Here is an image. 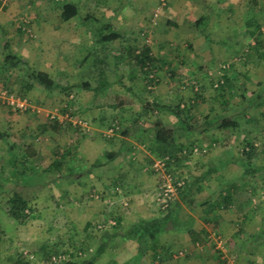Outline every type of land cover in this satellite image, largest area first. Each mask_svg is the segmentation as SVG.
Returning <instances> with one entry per match:
<instances>
[{"label": "rangeland", "instance_id": "374dc122", "mask_svg": "<svg viewBox=\"0 0 264 264\" xmlns=\"http://www.w3.org/2000/svg\"><path fill=\"white\" fill-rule=\"evenodd\" d=\"M64 1L0 0V64L4 55L2 45L7 40L9 50L21 55L33 70L49 71L50 75L62 84L75 85L87 81L94 86L95 81L90 78L88 72L92 54L88 60L81 61L87 52L96 51L91 44L94 41L92 30H90L93 20L90 19L85 23H80L79 17L64 20L60 14L61 9L57 6ZM73 1L79 4L82 15L88 13L101 21L109 20L123 35L122 39L112 42L109 46L107 75L109 80L113 81L111 90L113 101L117 102L119 98H122L125 99V104L121 109L102 107L84 110V107L93 101V92L74 88L69 97L71 102L68 103V109L72 112L70 116L67 112H62L65 106L62 94L56 92L48 94L38 86L25 95L27 108L24 110H17L3 101V105L16 114L12 130L9 131L8 143L13 144L14 148L31 146L34 152L31 160L38 166L35 167L37 172L50 162V150L56 145L71 148L73 155L68 163L63 165L61 175L57 172L47 174L45 179L47 184L39 182L34 186H25L16 181L0 186V264H15L14 259H18L19 254L23 255L27 264H46L42 256V247L55 249L66 256L65 252L75 253L79 249H86L87 246L90 247L87 249L89 252L97 243L100 233L97 225L103 224L104 205L117 202L119 207H129L124 203L126 199L116 200V196H112L113 191H117L116 188H110L109 191L104 189V182L108 183V176L104 177V169L109 168L104 167V140L121 134L126 125L131 124V127H137L130 121L142 111L138 98L141 89L140 81H130L128 79L129 65L122 61L115 62L113 59V55L127 45H134L137 48L148 45L154 56L165 58L170 62L175 72L174 77L168 75V67H163L158 72L159 84L155 90L157 95H161L162 101L176 102L180 93L187 99L192 97L198 85H203L204 101L196 105V110L209 115L212 119L220 113V110L214 90L205 74L217 79L220 73L219 68L226 67L230 62L233 63L237 78L234 80V85L238 87L242 81L245 87L238 89L237 94L231 98L228 113L235 119L240 118L237 120L241 125H238L239 128L235 130L237 133L234 139L230 140V137L227 140L229 136L222 135V142L225 139L227 143L224 145H231V149H235L234 154L241 155L245 134L242 131L246 130L248 139H253L257 143L258 153L253 162L264 166V119L255 114L253 104L249 105L246 100V97L256 96V93L264 96V62L257 57L252 48L247 47L254 41L253 39L244 41L242 24L243 18L251 13L261 23L264 37V0ZM200 16L207 19L204 24L205 33L210 37L211 42H207L200 29L194 25L195 20ZM243 72L254 82L246 80L242 74H239ZM187 77L191 79L192 90L191 86L186 87L183 84ZM24 79L21 70L0 69V98L4 100L1 94L3 92L15 98L20 97V85ZM117 81L131 87L132 91L124 90ZM255 81H259L260 85ZM142 98L150 100L151 95L143 94ZM98 99V102L104 101V96L102 98L100 95ZM241 107L244 109L242 110ZM120 114L124 117L122 120L117 119ZM244 114L248 117L253 115L258 122H250L246 125L243 123ZM52 116H56L59 120L66 119L72 126L59 133L50 129L41 131L37 126L47 122ZM146 117L142 115L140 120ZM79 120L82 124H78ZM162 120L168 128L173 127V118L170 120L162 117ZM117 122L119 125H116ZM110 123L118 128L112 136L106 137L104 131ZM213 131L211 130L210 133L212 134ZM177 136L181 141L189 142L186 138L184 139L182 131L177 132ZM1 145L0 169L4 167L6 159L4 146ZM213 153L204 155L197 151L188 156L189 164L179 165L176 169L181 172L179 177L195 176L205 167L216 163L218 160ZM156 158H151V161ZM94 159H99L100 164L94 165ZM142 159L145 158L142 156ZM142 164L145 171L152 174L154 190H151L149 194L156 210H152L150 206L151 212L148 213L154 215L158 213L157 210L159 211L155 199L159 185L158 178L152 167L153 162L143 161ZM68 167L73 170V175L69 177L65 176L69 171ZM172 171L176 174L174 170H171V173ZM75 174L79 176L76 177ZM212 176L214 174L210 175V181L208 178L200 183L201 190L195 195L191 207L185 205L184 208H179L181 221L185 222L188 215H191L190 212L194 214L200 202H203L206 195L215 189L216 184L211 180ZM254 176L263 182L264 171L260 169ZM21 179L27 178L21 176ZM251 187H253V193L248 190L252 196H247L245 210L254 212L252 226L247 230L242 229L243 231L239 234L240 236L243 234V240L246 239L244 247L247 253L243 255L234 249V244L239 239L235 236V231L233 233L229 229L223 231L212 223L205 224L207 241L198 246L194 245V250H190L191 253L204 255L205 252L202 253V251L207 250L206 252H210L215 261L231 260V264L264 263V184L254 183ZM13 191L21 193L33 209V217L25 224L15 223L4 212L6 199ZM231 215L236 216L233 213ZM86 222H90L91 226L85 228ZM200 224L197 220L194 224L195 228L199 229ZM238 224L236 219L231 227L236 229ZM250 233L258 237L253 238L249 236ZM161 237L162 239L170 238L167 233H162ZM177 237L179 243L186 234L179 232ZM218 242L219 246H217ZM125 247V242L113 246L112 250L103 253L96 264H105L115 257L117 264H126L131 259V255L127 253ZM187 251L189 248H184V245L180 249L174 248V255L171 258L180 262V258H184ZM138 262L149 264L148 260L142 257L138 258ZM168 263L170 264L171 260Z\"/></svg>", "mask_w": 264, "mask_h": 264}, {"label": "trees", "instance_id": "16d2710c", "mask_svg": "<svg viewBox=\"0 0 264 264\" xmlns=\"http://www.w3.org/2000/svg\"><path fill=\"white\" fill-rule=\"evenodd\" d=\"M57 6L61 9L60 14L64 20H69L75 17H79L78 19L80 23L88 22L90 19L93 20L90 30H92L94 41L91 44H93V49L96 51L93 53L92 51L87 52L81 61L84 62L88 60L92 54V61L88 67V72L90 78H93L95 81V85L91 86L87 81L75 85L62 84L44 70H33L27 62L24 61L21 55L9 50V43L7 40H5L2 45L4 55L2 63L0 64V69L2 70L4 68L22 71L25 79L21 81L20 98H24L25 95L35 86H38L42 91L48 94L54 92L62 94L65 103L62 112H67L70 116H72V112L68 109V103L71 102L69 97L73 93L74 88L91 90L93 92V101L90 105L84 107V110H89L91 108L101 109L102 107L121 109L125 104V99L119 98L117 102L113 101V92L111 91L113 81H110L108 78L107 67L110 58L109 46L112 42L122 39L123 35L114 28L109 20L101 21L88 13L82 15L79 4L76 1L65 0ZM206 20L207 19L204 16H200L195 20L194 25L200 29L205 40L211 42L210 37L205 33L204 24L206 23ZM242 24L244 27V41H247L248 39H253L254 41V43L247 47L252 48L257 54V57L264 62V37L262 35L263 31L261 23H259L254 15L250 13L249 16L243 18ZM113 59L115 62L122 61L127 63L129 65L128 79L133 82L139 80L141 83L138 98L142 106V111L141 114L138 113L137 117L131 120V122L144 129L148 127L152 129L154 139L152 151L155 157L161 158L165 162L166 168L169 172H171V170L175 171L177 165L194 152L198 151L199 154L204 155H207L210 152L213 146L212 144H215L217 139L210 133L207 134L208 130L212 128L217 130H229L236 127L237 121L229 115L228 111L231 106V98L237 94L238 89H243L244 83L240 82L238 87L234 85V80L237 78L233 72V63L230 62L226 67H220V73L217 79L205 74V77L209 79V84L214 90V96L217 99L220 110V113L212 119L209 115L196 110V105L199 102L204 101L202 93L203 85H198L193 91L192 97L187 99L181 96L180 93L176 102L159 101L155 97L151 100H144L142 98L143 94L153 95L155 86L159 84L158 72H160L163 67H168V75L170 77L175 76V72L172 70L170 62L165 58L154 56L150 46L142 45L140 48H137L134 45H127L114 54ZM243 76L248 78L246 74H243ZM185 79L186 80L183 84L186 87L191 86L192 90L193 86L191 85L190 77ZM117 82L120 83L124 90L128 92L132 91L131 87L125 86L120 81ZM100 95H102V98L104 96V101L98 102L97 100H99L98 98ZM260 99L261 94H258L256 101ZM247 102H250V105L252 104L250 100H247ZM160 111L167 112L174 117L175 121L172 128L166 127L158 118L152 119L151 115H155L156 112ZM254 112L256 115L264 119V100L262 102L258 101L255 104ZM142 115H146L147 117L141 121L140 117ZM250 120L258 122L256 117H252ZM112 124L113 123H110L108 127L112 126ZM116 125H119V122H117ZM70 126H72L70 121L66 119L59 120L57 117H53L48 119L47 122L39 125L38 128L41 131L50 129L53 132L58 133ZM117 128H115V130ZM179 131L183 132V135L189 140L188 143L179 139V136H177V132ZM123 132L126 134L128 131L125 129ZM197 134L202 135V137L198 139ZM7 138V133L0 132V140L6 143L7 146L9 161L13 169L12 177L18 179L20 177V180H22V184L24 185L34 186L39 182L47 184L45 180L47 174L49 172H57L61 175L63 165L67 164L69 158L73 155L71 148H63L62 146L56 145L50 150V162L37 172L33 161L31 160L34 155L31 146L14 148L13 144L11 145L8 143ZM242 141L244 144L240 151L241 157L239 159H233V162H236L242 168L240 180L225 183L220 194L215 197L212 194L208 199L203 200V202H200L197 206L203 211L207 209L204 220L212 223L213 226L217 225V221L219 220L220 215L218 210L228 209L232 203L233 192H236L239 189L243 179L253 177L260 169L264 171L263 165H258L253 162V159L258 153V148L254 144V140L244 137ZM107 156L110 158L111 154ZM99 162V159H96L93 164L98 165L100 164ZM221 162L220 165H209L203 172L196 176H190L189 178L185 176L184 182L181 185H177L176 197L170 201L164 209L159 208L156 215L149 218H138L125 228H122L120 217L116 216L110 218V220L114 221L113 224L108 228H98L100 233L93 250L88 252L87 249H90V247L87 246L86 249H79L75 253L65 252L67 257L64 260L51 262L52 256H58L61 253H58L52 248L44 249V247H42L43 259L46 264H96V261L110 247L112 241L116 237H120L125 242L127 253L131 255V259H129L126 264H139L138 258L140 257L147 259L149 264H162L165 260L174 255L173 246H176L179 232L187 234L194 245L203 244V242L208 239L207 231L204 228L201 230H195L191 226L190 221H181L178 210L181 203L191 207L194 203L195 195L201 190L200 183L207 177H210L213 171H216L217 168H221L223 164L226 163L224 160ZM68 168L69 171L65 175H68L67 177L73 175L71 167ZM28 172L29 175H27ZM175 173L176 174L172 171V175L179 179L181 172L176 170ZM21 176H25L27 179L23 180L21 179ZM74 176L78 177L79 175L75 174ZM35 177L39 180H36ZM117 182L114 183L115 186L117 185ZM3 184L4 183L0 182V186ZM251 189L253 191V187ZM4 212L8 218L17 224H25L33 217V209L30 207L28 200L17 191L11 192L6 199ZM107 220H104L103 224H106ZM90 226V222L85 224V228ZM162 233L169 234L173 244L168 245L162 243L160 240ZM256 236L258 237V235H252L253 238ZM241 248L244 250V246ZM22 256L23 255L19 254V258L14 259V263L27 264V261H25ZM187 257L188 255H185V258ZM218 258L220 259V257ZM220 262L226 264L225 259H220ZM107 264H117V262L115 259H112ZM262 264L264 263L262 262Z\"/></svg>", "mask_w": 264, "mask_h": 264}, {"label": "crops", "instance_id": "0c3cea01", "mask_svg": "<svg viewBox=\"0 0 264 264\" xmlns=\"http://www.w3.org/2000/svg\"><path fill=\"white\" fill-rule=\"evenodd\" d=\"M165 67L167 68V66H165ZM233 70H234L233 72L235 75L236 70L234 69V66H233ZM46 72L49 73V71H46ZM239 74H242V76H243V74H246V73L243 72V73H239ZM246 76L248 78H245L243 76L246 80L254 82V80L250 79L247 74H246ZM240 82H242V81H240ZM255 83L260 85L259 81H255ZM244 87H245V85H244ZM258 94H260V93H256V96H253V97H250V96L246 97V100L251 101V103L253 104V107L255 106V104L258 101L262 102L264 100V96L261 95V99L258 101H255V100H257ZM182 95H183V93H182ZM153 97H155L159 101H162L161 95H157V92L155 89H154L153 95H151V99ZM248 104L250 105V102ZM104 108L106 109L108 107H104ZM241 109L243 110L244 108L241 107ZM252 116L248 117V116H245V114H244L243 117L245 119H243V123H245V124L250 123V122L256 123V121L250 120L252 118ZM151 117H152V119L158 118L166 127H167V125L165 124V121L162 120V117H164L166 119L169 118L170 120H172V118L174 119V117L172 115H170L169 113L164 112V111L156 112V114L151 116ZM15 118H16V114L14 112L12 113L11 110L6 108V106L3 105V100L0 98V132H5L8 134L7 141L10 138V132L9 131L12 130L13 121L15 120ZM123 118L124 117H122L120 114L117 119L122 120ZM233 119H235V118L233 117ZM237 119L240 120V118H237ZM237 119H236V121H237L236 127L232 128V129L217 130L215 128H212V129L208 130V132H207V134H209L211 132V130H214L212 132V134L211 133L210 134L217 139V142L215 144H212L213 146H212L210 152L207 154V155H209V154L214 152L213 154L216 156V159L218 161L216 163H214L213 165H220L222 163L221 162L222 160H224L226 163H224L221 168H217L216 171L212 172V175L214 174V176H212L211 180L216 184V187H215V189H213L214 191L212 190L206 195L205 199H208V197H210L212 194L214 195V197L216 195L220 194L222 191V188L225 186V183H227V182L230 183V182H235V181L240 180L242 168L236 162H233V159H236V158L239 159L241 156L234 154L235 149H231V147H230L231 145H227L228 147L225 146L224 144L227 142L225 141V139L222 142L223 139L221 137L222 135H226V136L228 135L229 137L227 136L228 137L227 140H229L230 137H231L230 140L235 138V136H236L235 134L237 133V131H235V130L238 129L239 126L241 125ZM104 121H105V114H104ZM174 121H175V119L173 120V122ZM132 124H134V123H132ZM138 126L137 127H134V126L131 127V124L126 125L123 128V130L121 131V134H116V135H114V137L107 139V140H104V167H109L108 169L106 168L107 170L104 169V177L108 176V180H107L108 183L105 184V182H104V189L106 188V190L109 191L110 188L116 187L117 191L116 190L113 191L112 196H116V200L126 199L124 203H126L125 205L129 206V207H125V206L119 207V204L117 202L115 204H112V205H104V220H107V219H110V218H113L116 216L120 217L122 228H125L127 225H129L131 222H133L134 220H136L138 218H149V217L153 216V214L151 215L150 213H148V212H151V209L149 208L150 206L152 207V210H156L153 206L154 203L151 200V197L149 194L151 192V190H154V189H152V185H153V179L151 177L152 174H148L147 171H145L146 169H145L144 165L142 164L143 161H147V163H149V162H151V158H155L154 157L155 155L152 151L153 141H154L153 131L150 127L144 129L141 126H139V127ZM25 128L26 127L24 126V129ZM27 128L30 129L29 127H27ZM125 129H127V131H128L126 134L123 132ZM242 132H243V134L245 133L244 137L248 138L246 136L247 135L246 130H243ZM201 137H202V135L197 134L198 139H200ZM185 138L186 137L184 136V139ZM23 143H25V142H23ZM1 144H3V146H4L6 159L4 162V167L2 169H0V182L4 183V184L13 183L16 181L23 183L22 180L12 177L13 169H12L10 161H9V154L7 152L6 143H4L2 140H0V151L2 149ZM254 144L257 146L256 142ZM217 149H219V151H217ZM110 154H111V157L108 158L109 156H107V155H110ZM142 156L146 160L145 159L143 160ZM32 158H33V156H32ZM183 164H189V159L186 158L179 165H183ZM179 165H177L176 168H178ZM34 166L38 167L36 165H34ZM207 167H205L204 170ZM232 172H236V174H231ZM200 173H197V175ZM108 174L109 175L113 174V175L109 176ZM207 179L210 181V177H207L205 180H207ZM117 180H118V182H117ZM262 181L264 182V180H262ZM69 182H71L70 179H69ZM116 182H117L118 186L114 185V183H116ZM263 182L259 181L257 176H253V177H249L247 179H243V182L241 183L239 189L236 192H233L232 203L230 204L228 209L218 210V213L220 216H219V220L217 221V225H215V226L218 227V229H221L223 231L228 230V229L231 230V233H233V231H235V236L238 237L239 239H237L238 242L234 244V249L238 253H242L243 255H245L247 253L246 247H244V250H242V248H241L242 246H244L246 239L243 240V237H242L243 234L241 236L239 234L243 230H247L252 226L251 220L253 218L252 215L254 214V212H252V211H246L245 210V207H246L245 204L248 201L247 196L251 195L250 193H253V191L251 192V188H252V187L250 188L251 185H254V183L261 185V184H264ZM22 185H24V184H22ZM25 186H27V185H25ZM248 190L250 191V193L248 192ZM109 202H112V201H109ZM184 207H185V205L181 203L180 208H184ZM206 211H207V209L205 211H203L200 208L196 207L194 214H192L191 212H190L191 215L187 214L188 217H187V220L185 222L190 221L191 226L195 230H201L203 228L205 229L206 228L205 224L209 223V222H206L204 220ZM157 212H158V210H157ZM230 212H232L233 214H236V216L231 215L232 213H230ZM154 215H156V214H154ZM236 219H238L239 224H238V227L235 229L234 227H231V225H232L233 221H236ZM197 220L201 223L199 229H196L194 226V224ZM252 235H254V234H252V233L249 234V236H252ZM160 240L164 244H168V245L173 244L171 241V237L169 239H167V238L162 239V237H161ZM205 242L206 241H204L203 243H205ZM120 243L122 244V243H124V241L120 237H116L112 241V243L110 244V247L106 251H108L110 249L112 250L113 246L120 244ZM182 245H184V248H189V251L186 252V255H188V257L187 258L182 257V259L180 258V262H179V260H177L175 258H169V260L165 261L164 264H169L168 262L170 260H171L170 264H172V262H173V264H183V263L184 264H222L220 261L219 262L215 261L212 258L211 253L206 252L207 250L202 251V253L205 252L204 255L194 254L193 252L191 253L190 250H194L193 249L194 244L191 242V239L187 234H186V237H184L181 242H179V243L177 242L176 246L175 245L173 246V249L174 248L180 249L182 247ZM111 260L109 259L105 264H107ZM116 260H117V258L115 257V261ZM97 262L98 261H96V263ZM247 263L248 262H245V264H247ZM261 264H262V262H261Z\"/></svg>", "mask_w": 264, "mask_h": 264}, {"label": "built area", "instance_id": "2783aa9c", "mask_svg": "<svg viewBox=\"0 0 264 264\" xmlns=\"http://www.w3.org/2000/svg\"><path fill=\"white\" fill-rule=\"evenodd\" d=\"M1 94L3 95V99H4L3 101L7 105L18 110H24L27 108V103H26L27 101L25 98H20V97L15 98L13 95L7 94L6 92H3ZM53 117L56 116H52L51 118ZM78 124H82V121L79 120ZM115 128H117V126L115 124H112V126L108 127L104 131V136L106 137L112 136L115 132ZM152 167L157 175L156 176L158 178L157 182L159 184L155 199L158 204V207L164 209L167 206V204L176 197L177 185H181L184 182V178L179 177V179H177L176 177H174V175H172V173L168 171L165 162L161 158L154 159ZM113 223H114L113 220H108L106 224H98L97 228L110 226ZM219 245L220 243L218 242L217 246ZM66 257L67 256L64 254H60L58 256H52L51 262H58L64 260ZM226 263L231 264V260H226Z\"/></svg>", "mask_w": 264, "mask_h": 264}]
</instances>
